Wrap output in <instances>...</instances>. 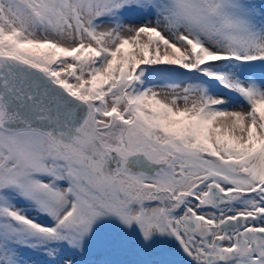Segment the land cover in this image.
Returning <instances> with one entry per match:
<instances>
[{"label":"snow or ice","instance_id":"1","mask_svg":"<svg viewBox=\"0 0 264 264\" xmlns=\"http://www.w3.org/2000/svg\"><path fill=\"white\" fill-rule=\"evenodd\" d=\"M106 215L264 264V0H0V264Z\"/></svg>","mask_w":264,"mask_h":264},{"label":"rangeland","instance_id":"2","mask_svg":"<svg viewBox=\"0 0 264 264\" xmlns=\"http://www.w3.org/2000/svg\"><path fill=\"white\" fill-rule=\"evenodd\" d=\"M174 244H177L176 240L159 232H153L145 239L135 222L129 226L115 215H106L96 219L90 232L83 238L81 247H73L67 242H62L60 261L46 260L39 253L35 259L37 264H61L63 258H70L74 262L81 254L85 256L83 264H160L158 261L167 264V260L178 256L179 250ZM148 253L158 261H150L151 256L144 260L143 257ZM170 264L185 263L176 259Z\"/></svg>","mask_w":264,"mask_h":264},{"label":"clouds","instance_id":"3","mask_svg":"<svg viewBox=\"0 0 264 264\" xmlns=\"http://www.w3.org/2000/svg\"><path fill=\"white\" fill-rule=\"evenodd\" d=\"M66 264H70V262H66Z\"/></svg>","mask_w":264,"mask_h":264}]
</instances>
